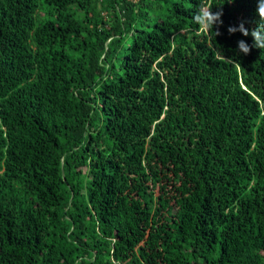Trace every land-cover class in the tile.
Listing matches in <instances>:
<instances>
[{
  "label": "trees",
  "instance_id": "16d2710c",
  "mask_svg": "<svg viewBox=\"0 0 264 264\" xmlns=\"http://www.w3.org/2000/svg\"><path fill=\"white\" fill-rule=\"evenodd\" d=\"M200 2L0 0V264H264L257 0Z\"/></svg>",
  "mask_w": 264,
  "mask_h": 264
},
{
  "label": "clouds",
  "instance_id": "9594fccd",
  "mask_svg": "<svg viewBox=\"0 0 264 264\" xmlns=\"http://www.w3.org/2000/svg\"><path fill=\"white\" fill-rule=\"evenodd\" d=\"M229 2H232V0H229ZM256 14L258 16L257 27L253 28L251 32H249L243 22L238 27H229L228 32L229 34L240 32L244 37L251 35L254 40L251 47L264 49V0H257ZM222 15V10L212 11L209 0H201L198 11L194 15V22L199 25V33L208 32L218 24L222 25ZM216 35L218 36L220 33L216 32ZM251 47L244 40L238 41V49L244 55L250 54ZM217 57H219V53H217ZM240 66L239 62H235V67L239 68Z\"/></svg>",
  "mask_w": 264,
  "mask_h": 264
}]
</instances>
